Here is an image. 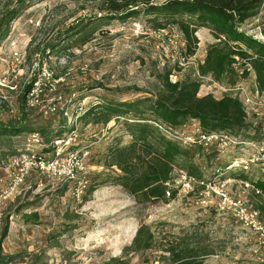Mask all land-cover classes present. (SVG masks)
<instances>
[{
    "label": "rangeland",
    "instance_id": "1",
    "mask_svg": "<svg viewBox=\"0 0 264 264\" xmlns=\"http://www.w3.org/2000/svg\"><path fill=\"white\" fill-rule=\"evenodd\" d=\"M108 1L0 0V18L8 9H22L0 42V124L23 122L40 132L50 147L59 131L67 132L71 127L61 114L64 108L70 118H77L79 145L90 153L80 179L88 182L82 193H77V183H59L37 172L14 187L16 171L9 161L25 153L30 132L0 138V264H174L164 253L170 247L199 253L203 264H264V235L237 217L239 207L235 203H226L220 196L223 192L249 211L256 210L261 200L256 189L264 178L256 170L248 175L224 170L237 152L230 146L219 156L215 147L206 150L186 145L185 136L196 135L192 120L171 129L159 121L150 102L161 92L169 71L173 83L200 80V97H234L232 88L250 87L256 78L248 61L234 56V74L220 82L211 76L200 77L198 67L214 48L242 49L258 58L257 46L249 41L234 42L226 34V40H219L222 36L215 26L194 18L198 45L189 55L177 24L169 23L158 31L154 19L161 18L140 14L120 19L105 10ZM80 21L96 22L81 36L85 44L73 38L53 54L44 56L39 51ZM237 30L263 44L264 4ZM43 69L58 81L57 91H48L44 97L45 106L61 98L58 113L52 115H45L41 109L22 110L19 102L24 87ZM51 84L47 82L50 88ZM123 103L133 108L126 107L127 115L114 116L107 125L102 123L103 116L82 119L91 107ZM138 123H146L152 137H165L183 151L172 163L165 198L146 204L138 203L120 186L117 179L123 174L109 167L116 150L138 139ZM247 126L228 133L232 139L252 137L254 127L250 122ZM151 136L149 142L154 141ZM51 153L48 148L46 154ZM241 181L251 186L238 184ZM255 222L264 225L260 216ZM141 226L150 227L154 233L153 249L128 252Z\"/></svg>",
    "mask_w": 264,
    "mask_h": 264
},
{
    "label": "trees",
    "instance_id": "2",
    "mask_svg": "<svg viewBox=\"0 0 264 264\" xmlns=\"http://www.w3.org/2000/svg\"><path fill=\"white\" fill-rule=\"evenodd\" d=\"M263 4L264 0H110L105 4V10L111 16L120 19H130L140 14L161 18V21L165 22L164 24L158 21L159 19H154L155 29L158 31L165 30L169 23L177 24L186 42L189 55L195 53L198 45V40L195 37L198 26L194 23V18L198 22L211 23L217 28L219 36L223 37L226 34L227 38L234 42L249 41L255 44L260 54L258 58H253L242 49L233 50L230 47H218L210 50L204 63L199 65L198 73L200 77L211 76L217 82L230 79L234 74L232 67L235 62L234 56H240L252 66L259 88L263 91L264 43L258 44L237 30L248 19L256 16ZM21 10L19 8L8 9L1 16L0 42L7 36L10 24L19 17ZM94 24L96 22L86 24L80 21L59 33L55 39L39 51L44 56L47 52L53 54L63 43L73 38H76V41L82 40L85 44V37L81 36ZM218 38L221 39V37ZM171 75L170 71L165 74L161 92L155 100H150L153 103L151 109L162 124L173 129L177 126H185L187 120H196L205 133L229 132L232 134L248 127L245 111L237 98L225 96L217 100L212 95L200 97L199 92L202 85L200 80L173 83L170 81ZM35 80L36 78L24 87L23 94L19 98L22 110L26 108L25 98L32 89ZM126 107L133 108V105L113 104L106 108L94 106L85 111L82 119H95L103 116L102 123L107 125L114 116L127 115L129 110L125 109ZM138 124H140L136 125L139 127L136 128L139 133L138 139H135L127 147L116 150L114 152L115 161L109 167H116L121 171L123 175L118 176V184L134 196L138 203L146 204L165 198L167 184L171 180L172 163L183 154V151L177 143L171 142L165 137L149 135L150 129L146 123ZM64 126L66 129V122ZM61 130L64 129L61 128ZM26 132L40 133L25 126L23 122L19 125L0 124V138L16 137ZM65 132L59 131L55 137ZM43 133L46 134V131ZM150 136L154 139L153 142L148 141ZM257 186L261 191V200L257 203L256 210L264 220V183H259ZM6 236L7 229L3 233V237ZM154 239L155 236L150 227L141 226L132 245L126 250L128 252L150 251L153 249ZM164 253L173 258L174 264H203V261L198 260L199 253L189 254L188 251L176 250L174 247L165 249ZM191 255L193 256L191 257Z\"/></svg>",
    "mask_w": 264,
    "mask_h": 264
},
{
    "label": "built area",
    "instance_id": "3",
    "mask_svg": "<svg viewBox=\"0 0 264 264\" xmlns=\"http://www.w3.org/2000/svg\"><path fill=\"white\" fill-rule=\"evenodd\" d=\"M221 38L225 40L224 37ZM47 82L54 84H51L50 88L47 86ZM56 83L58 81L52 78L51 73L43 69L41 74L36 77L32 89L26 95V108L28 110H44L45 115L58 113V100L61 98H57V100L48 106L44 104L46 92L57 91L55 87ZM231 90L235 93L234 98H237L243 106L246 114V123L250 122L254 127L255 132L253 136L249 137L250 135H247V137L240 139H232V135L228 132L205 133L201 129L199 122L192 120L196 135L185 136L184 143L203 149L215 147L217 150L215 151L219 153V156L223 150L230 146L237 150V152L233 153L228 159L224 170L227 172H240L246 175L256 170L259 177L264 178V90H260L256 78L250 87L247 85H237ZM61 114L71 124L69 131L58 137H54L50 143V147H47L40 133L27 134L25 153H19V155L14 156L9 161L11 169H15L16 171L13 178L14 187L23 184L31 172H37L59 183H77V193H82L83 190L81 188H86L88 182L86 180L81 181L80 179L87 170V161L90 153L87 147L83 148L79 145L80 135L76 125L77 118L75 119L73 116V118H70L68 111L64 110V108L61 109ZM48 148L52 151L51 155L46 154ZM201 184L203 185L204 183ZM238 184L244 185L246 188L251 186L244 181L238 182ZM188 187L193 192L190 183ZM256 193L261 194V191L256 189ZM167 194L171 196L170 192ZM220 196L226 203H235L239 207L237 217L245 220L247 226H252L264 235V225L255 222L259 217V212L252 208L249 211L241 202L231 200L223 192L220 193Z\"/></svg>",
    "mask_w": 264,
    "mask_h": 264
}]
</instances>
